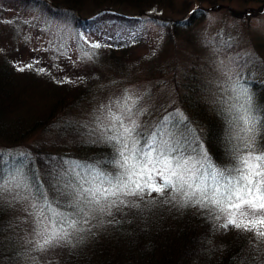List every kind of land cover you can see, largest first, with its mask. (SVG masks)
<instances>
[{"label": "trees", "instance_id": "obj_1", "mask_svg": "<svg viewBox=\"0 0 264 264\" xmlns=\"http://www.w3.org/2000/svg\"><path fill=\"white\" fill-rule=\"evenodd\" d=\"M161 1L0 0V186L12 190V194L0 192V264H264V241L252 233L222 227L224 217L217 220L206 209L163 203L170 196L168 191L163 196L146 191L142 198L126 197L127 206L114 209L111 217L102 216L93 221L98 225L93 229L95 235H88L74 248L62 246L40 252L34 251L30 243L36 223L35 216L29 213L34 211L31 204L38 202L34 199L38 189L46 191L49 200L59 201L54 207L71 211L66 207L69 197H59L53 187V168H67L79 162L95 165L97 171L113 175L118 171L112 162L113 148L102 142L104 136L113 134L108 131L112 128V115H130L139 125L136 129L139 136L135 137L138 147L147 150L145 137L150 143L163 117L173 114L174 120L160 130L163 139L175 137L183 141L184 133L194 136L197 139L193 146L201 145L218 168L226 169L235 164L233 146L242 144L229 137L230 130L236 129L230 126L225 111L233 102L232 88L246 89L253 107L264 114V41L243 49L236 62L223 61V68L215 67V61L208 54L203 57V63L191 58L187 64L179 61L177 54L164 62L149 57L145 89L140 94H129L130 99L117 94L115 98L121 110L109 108L106 120L94 126L82 125L70 117V105L85 101L84 105L90 106L101 96L97 88L92 83L89 85L86 77L75 81L78 74L68 75L67 65L46 64L43 52L25 56L30 27L41 33L53 23L60 25L56 33L61 38L50 39L47 45L60 46L64 52L57 48L53 56L66 59L68 51L64 46L68 40L64 31L67 28L74 37L72 53L85 48L82 33L94 31L101 23L140 26L152 22L159 28L185 27L194 18L204 16L191 9L189 16L172 20V16L158 9ZM9 11L11 16L3 18ZM247 25L251 27L248 22ZM144 37L140 27L126 38L109 39L101 35L96 50L120 51V55L110 57L125 59L127 65H134L138 58H132L131 48ZM169 38L163 45L166 50L173 42ZM201 41V46L213 54L214 49L220 56L235 51V37H204ZM79 46L81 49L76 48ZM201 65L209 74L205 79L197 73ZM30 76L39 79L31 80ZM161 88L163 92H159ZM154 96L158 98L157 103L150 106ZM47 99L51 101L49 106ZM128 108L132 109L131 113L127 112ZM62 117H65L62 134L66 139L63 142L61 138L60 151L53 152L49 150L53 144L47 142L44 134ZM68 119L73 123L67 125ZM176 121L182 122L174 126ZM128 123L125 119V124ZM256 149H264V130L256 138ZM245 153L241 148L239 154ZM75 171L82 177L88 175L87 169ZM17 181L29 187L17 188ZM17 192L27 198L13 199ZM100 220L104 223L100 224ZM109 220L116 223L109 224Z\"/></svg>", "mask_w": 264, "mask_h": 264}, {"label": "snow or ice", "instance_id": "obj_2", "mask_svg": "<svg viewBox=\"0 0 264 264\" xmlns=\"http://www.w3.org/2000/svg\"><path fill=\"white\" fill-rule=\"evenodd\" d=\"M232 91L233 102L225 111L230 126L239 130L238 139L242 141L240 146H233L236 153L234 166L218 168L206 149L199 144L193 146L197 139L194 136L184 133L183 141L175 137L163 139L160 130L174 120L173 114L163 117L150 143L145 137L147 150L138 147L137 122L130 115H112V128L108 131L113 134L104 136L102 142L113 148L112 162L118 171L113 175L97 171L95 165L79 162L67 168H53V187L59 197H69L66 207L71 211H60L53 206L58 200L51 201L46 191L37 190L34 199L38 202L31 204L34 211L29 213L35 216L36 223L35 236L30 241L33 250L43 252L54 247H76L88 235H95L93 229L98 225L93 221L102 216H113L114 209L127 206L126 197L142 198L146 191L162 196L168 191L170 196L163 203L206 209L217 220L224 217L222 227L231 226L264 241V149H256V138L264 130V114L253 107L246 89L233 87ZM127 112L131 113L132 109L128 108ZM181 122L176 121L174 126ZM241 148L246 150L245 154H239ZM76 168L87 169L88 175L82 177ZM15 186L29 187L23 181H17ZM3 191L12 194L10 188L0 186V192ZM26 198L19 192L13 194V199ZM103 223L100 220V224Z\"/></svg>", "mask_w": 264, "mask_h": 264}, {"label": "rangeland", "instance_id": "obj_3", "mask_svg": "<svg viewBox=\"0 0 264 264\" xmlns=\"http://www.w3.org/2000/svg\"><path fill=\"white\" fill-rule=\"evenodd\" d=\"M219 2L222 3L221 6ZM158 9H161L164 14H168L169 17L172 16V20L182 18L181 16H189L188 12L191 9L200 11L199 13L204 16L202 19L194 18L192 24L185 27L171 26L166 28V26H163L159 28L152 22H148L146 25L141 23L140 26L101 23L96 25L94 31L90 30L82 33L81 37L85 43V48L72 53L70 52L75 47V42L72 31L67 28L64 31V37L68 40V44L64 46V49L68 51L66 59L53 56L55 49L58 48V51H63L60 46L55 45L51 48L47 45V41L50 39L59 40L61 38V34L57 35L56 33L60 25L53 23L49 29L43 30L41 33L36 28L30 27L27 32L26 45L28 49H26L25 56L31 53L43 52L46 64L67 65L68 75L76 76L78 74L75 81H80V79L86 77L88 79L87 83L89 85L92 83L97 88L101 96L95 98L90 106H85V101L70 105L72 107L70 117L78 119L82 122V125L88 123L94 126L100 121L106 120L109 108L117 111L121 110V105L115 98L117 94L127 98L129 94H140L145 89L144 78L147 76V59L149 57L159 58L161 62H164L166 60L171 61L177 54L176 58L187 64L191 61L189 60L191 58L203 63V57L208 54L215 61V67L217 65L219 68H223L225 66L223 61L236 62L237 58H240L238 55L242 53L243 49H249L264 41V0H163V3L162 1L159 3ZM192 14H195V12ZM7 16H11V11L3 14V18ZM247 22L251 27H248ZM142 25H144L143 28ZM201 26L202 28H200ZM138 27L144 32L145 37L141 43L133 46L132 50L130 49L132 58H138V61L133 63L134 65L132 63L127 65L128 61L125 59H112L110 57L111 55H120V51L96 50L97 47L95 49L93 47V45L100 43L101 35L109 39H118L122 36L126 38L131 36L132 32ZM168 37H170L168 40H173V42L166 50L163 45L167 42L166 38ZM204 37H235V51L233 53L228 51L230 53L228 56H220L219 52L214 49L213 54L212 50L204 49L201 46L200 42ZM4 47H6V44ZM76 48L81 49L80 46ZM107 53L110 54L106 55ZM102 56L104 57L102 58ZM51 58L54 60H51ZM198 70L200 72L197 71V73L204 79L209 76L206 67L198 66ZM64 75L65 77L68 76L67 73ZM30 77H32L31 80L39 79L33 76ZM161 91L163 92V88L159 90V92ZM64 93L66 94V91ZM157 100L158 98L154 96L151 99L150 106H155ZM46 102L48 106L51 104L50 99H47ZM64 118H59L56 124H51L44 134L47 142L53 144L49 148L50 151L54 152L57 149L60 151L61 143L66 139V135L62 134ZM71 123L73 122L68 119L67 125ZM238 131V129L230 130L229 137L233 141L234 137L236 141L242 142L238 139ZM240 135L243 134L240 133ZM61 138H63V142ZM43 143L45 146L47 145L44 141Z\"/></svg>", "mask_w": 264, "mask_h": 264}]
</instances>
